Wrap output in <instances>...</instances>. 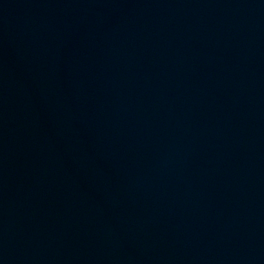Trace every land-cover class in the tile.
<instances>
[{
  "label": "water",
  "instance_id": "1",
  "mask_svg": "<svg viewBox=\"0 0 264 264\" xmlns=\"http://www.w3.org/2000/svg\"><path fill=\"white\" fill-rule=\"evenodd\" d=\"M0 264H264V0H0Z\"/></svg>",
  "mask_w": 264,
  "mask_h": 264
}]
</instances>
